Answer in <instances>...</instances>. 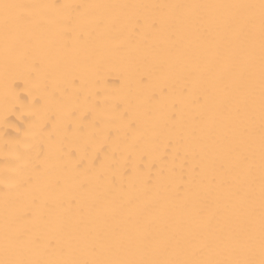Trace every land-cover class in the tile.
Listing matches in <instances>:
<instances>
[{
    "label": "snow or ice",
    "instance_id": "1",
    "mask_svg": "<svg viewBox=\"0 0 264 264\" xmlns=\"http://www.w3.org/2000/svg\"><path fill=\"white\" fill-rule=\"evenodd\" d=\"M93 9L134 11L116 17L90 15ZM49 11L57 13V39L66 51L92 39L87 28L74 27L85 17L96 30L119 24L130 26L128 38H161L152 46L165 42L176 56L160 70L173 73L180 86L152 90L142 118L113 105L108 118L119 127L89 120L101 104L92 99L98 93L79 87L70 92L49 80L45 57L34 50L33 32L26 31L51 23ZM0 46V127L18 133H3L13 157L6 171L16 179L4 184L0 264H264V0H0ZM64 71L72 85L81 80L75 67ZM153 74L140 73L138 87ZM17 78L24 80L26 101L14 87ZM18 107L27 118L22 130L6 123ZM153 109L161 114L162 123L154 124L161 132L149 142L153 148L163 145L159 159L169 149L174 157L181 148L185 156L191 153L187 177L164 168L153 174L154 162L147 171L127 166L155 121ZM120 128L126 130L123 137ZM169 201L188 206L189 223L199 230L200 242L187 250V236L158 223ZM64 213L76 218L70 232ZM37 221L41 228L34 227Z\"/></svg>",
    "mask_w": 264,
    "mask_h": 264
},
{
    "label": "bare ground",
    "instance_id": "2",
    "mask_svg": "<svg viewBox=\"0 0 264 264\" xmlns=\"http://www.w3.org/2000/svg\"><path fill=\"white\" fill-rule=\"evenodd\" d=\"M8 2H21L28 4H173V3H205V4H232V3H259V0H8ZM134 10L127 9H93L90 15L104 13L108 16L123 17L131 15ZM147 12L148 10H142ZM52 22L35 28L26 29L33 32L34 50L39 51L45 57V75L55 81L60 87L68 88L70 92L79 87L92 93H98V96L92 99H99L101 104L99 108L88 115V119L94 118L101 120V126L116 128L119 127V121L109 119L113 105L119 104L118 112L127 111L130 117L142 118L143 111L149 107L145 103L147 95L152 90H158L161 86L178 88L180 85L175 83V75L166 70H160V65L174 61L176 50L171 49L165 42L156 46L153 41L160 40L159 37L147 35L145 39L139 36L128 38L127 33L130 26L120 27L119 24L107 25L100 31L87 22V17L79 23L74 24L77 30L87 28L92 32V39L82 42L72 50L66 51L62 48L57 39V33L62 25L56 20L57 13H46ZM167 31V29H165ZM194 43V41H193ZM206 55V54H202ZM75 67L78 69L81 80L77 85L69 82L64 69ZM0 68H2V46H0ZM151 70L154 74L150 79H145L144 85L138 87V75ZM14 87L20 93V98L27 100L26 93L23 91L25 83L22 78L15 79ZM0 89H2V72H0ZM83 94L81 93V99ZM155 121L147 125L145 130V139L141 141L134 156L128 161V167L131 169L134 165L149 170L150 162H154L151 168L153 174L160 168L165 171L173 169L175 173L183 172L187 177L188 169L192 161L191 153L184 155V149L181 148L180 155L173 156L169 149L164 153V158L159 159L163 152V145L153 148L150 138L154 133L159 134L161 128L154 126L155 122L162 123L161 114L153 109ZM19 116V118H18ZM27 118L22 114V109L17 108L16 112L9 114L6 123L15 125L16 128L23 129ZM5 136L18 135L11 126L3 129L0 127V230L3 224V194L5 181L13 183L16 179L15 173L6 171V164L13 163V157L10 154L11 149L4 143ZM116 133H114V136ZM119 135H126V130L120 128ZM123 147V145H121ZM7 153V155H6ZM143 153V158L141 154ZM15 163H18L16 161ZM192 194H189V198ZM191 210L188 206L178 201H169L168 209L158 222L161 226L177 230L181 235L187 236V248L200 242L199 230L195 223H189ZM63 219L66 223V232H70L76 226V218L72 213H64ZM41 228L42 225L37 221L34 225ZM61 242L66 243V237L63 233L59 234Z\"/></svg>",
    "mask_w": 264,
    "mask_h": 264
}]
</instances>
